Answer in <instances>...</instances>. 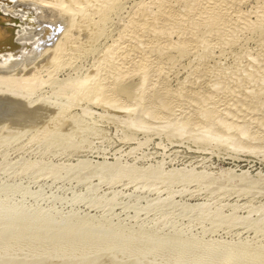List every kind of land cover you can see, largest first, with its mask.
Listing matches in <instances>:
<instances>
[{
    "label": "rangeland",
    "instance_id": "obj_1",
    "mask_svg": "<svg viewBox=\"0 0 264 264\" xmlns=\"http://www.w3.org/2000/svg\"><path fill=\"white\" fill-rule=\"evenodd\" d=\"M31 1H18L27 8L24 12L4 9L13 16L17 12L19 37L29 29L45 33L42 23H35L33 9L56 10L53 5ZM240 1L227 0L231 3L224 6L231 12L239 8L245 14V27L241 25V29L230 20L233 14L227 13V8L222 10L226 13L221 11L226 19H216L218 24L212 16H220V12L210 10V5L204 10L206 15L202 13L204 18L196 17L201 9L195 0H168L173 9L167 0H116L112 10L110 6L100 9L98 17L97 9H90L89 4L81 8L87 10L86 15L83 10L74 12L73 29L61 43L67 44L66 50L58 62L54 61L56 65L46 58L45 67L36 70L39 83L30 97V107L47 105V117L42 112L40 119L22 122L25 124L20 127L13 122L4 121L5 126L0 123V229H8L0 235V250L4 252L0 251V257L11 253L10 258L4 256L15 263L28 255L27 250L23 255L14 252V246L20 248L24 243L10 245V253L2 248L8 231L22 218L12 216L27 215L30 220L35 218L27 221L30 226H25L26 236L34 233V227H29L48 224L39 230L37 243L29 249L35 256L36 250L40 253L58 240L66 226L81 225L83 232L67 237L70 243L66 241L59 252L65 255L78 242L87 244H82L85 247L79 248L77 258L69 264H264V0ZM64 3L68 6L70 1ZM157 8L165 13L159 15ZM88 13L95 18L90 20ZM172 13H179L184 22L167 20V24L164 14ZM150 16L156 19V27ZM223 21L233 25L226 27ZM136 23L139 28L147 27L139 30L145 34L138 33ZM130 25L136 30L133 33L142 37L137 40L138 49L136 44L132 48L139 51L137 55L133 50L132 55L120 52L117 47L133 30ZM152 26L153 32L157 30L153 35L148 32ZM224 27H233V33ZM112 51L115 53L110 56ZM119 56L123 62L115 60ZM155 66L165 68V72L159 74ZM118 67L126 71L120 81L114 78L121 70ZM112 68H118L117 72ZM91 77L96 83L91 84ZM81 79L90 82L89 89L86 86L83 93L72 91L69 84ZM88 226L99 232L91 233L96 237H86ZM117 231L125 234L124 240L113 245L109 240L107 248L103 232ZM178 248L183 251L179 262L173 258ZM92 250L97 253L89 254Z\"/></svg>",
    "mask_w": 264,
    "mask_h": 264
},
{
    "label": "bare ground",
    "instance_id": "obj_2",
    "mask_svg": "<svg viewBox=\"0 0 264 264\" xmlns=\"http://www.w3.org/2000/svg\"><path fill=\"white\" fill-rule=\"evenodd\" d=\"M21 1V0H0V33H2V32H4V33H2V35H1V38H0V41H2L1 43H4L3 44V46H1L0 47V123H2V122H4V121H8V123L9 122H13V123H16V125L17 126H19V124H21L22 122H27V121H29V120H31L32 121V119L34 120V119H36V118H38L39 117V119L41 118L40 116L42 115V112H43V114H44V116L45 117H47L46 115H45V113H47V111H45L47 108H49V107H46V106H44V105H39V103H38V105L39 106H37V107H35V106H33V107H30V97H31V95L33 94V92L35 91V88H36V85L39 83V80L36 78V70L38 71H40V69H42V68H44L45 67V63H46V58H47V60L50 62V61H53V63H54V61L55 62H58V61H56L57 59H58V57H60V55L63 53V51H65L66 49L64 48L66 45H65V43H64V45H61V43L64 41H66L67 40V38H68V34H69V29L72 27V29H73V25L72 26H70L71 25V22H72V19H73V15L75 16V14H74V12L75 13H81V12H78V11H80L81 10V8H83V9H85L84 7H83V4L84 5H87V4H89V8L91 9V7H95L97 10H95V12L97 13L96 15V17H98L99 15H100V9L101 10H106V8H108L109 6H110V10H112L111 9V6H113V4H114V2L116 1V0H68V1H70V6L68 7L67 5H65V3H64V0H37L38 2L40 1V2H42V3H44L43 5H45V4H47V5H53V7H55V9L57 10V11H59V12H56V10H49V9H47V8H37V11H35L32 7H30V8H32L33 9V11L36 13V18H35V23L38 25V23H37V21L38 22H40V23H42L41 24V26L40 27H43V30L45 29V33H42V35H43V40H39V37L40 36H42L40 33L41 32H36V30H32V29H29L27 32H25V33H23V34H20V37H19V35H18V32L19 31H21L20 30V28L18 27V25H19V21L15 18L16 16H17V12L14 14L15 16H13V15H10V14H8L7 12H6V10H4L6 7H12L14 10H16V11H27V8L25 7V6H23V5H21L20 3H22V2H19ZM163 1V0H162ZM166 1V0H165ZM172 1V0H171ZM196 2H195V4H197V6H198V9H199V7H200V9H201V12H200V10L198 11V15H197V12H196V17H198V18H201L200 16H202V13H203V11L205 10V11H207L208 9H209V5H210V10H214V12L216 13V14H219V12H220V16L219 15H213L212 16V20H218L219 18L220 19H223V20H225L226 19V17H224V15L223 14H225L226 12L227 13H229V12H231V11H229V9H228V7H229V5H226L227 3H231V2H227L226 3V1L227 0H216V2H214L215 0H213V2L212 1H210V0H195ZM229 1V0H228ZM234 2L233 3H242V1H240V0H233ZM240 1V2H239ZM25 2V1H24ZM28 2V1H27ZM30 2V1H29ZM34 2V0L33 1H31V3H33ZM170 2V1H169ZM180 2V1H179ZM209 2H211V4L209 3ZM223 2H225V3H223ZM259 2V1H258ZM35 3H37L36 1H35ZM34 3V4H35ZM118 3V2H117ZM163 3V2H162ZM166 3V2H165ZM240 3V4H241ZM38 4V3H37ZM36 4V5H37ZM68 4V3H67ZM147 4V3H146ZM167 4H168V0H167ZM172 4V2L170 3V5ZM224 4H225V6H228V7H226L227 8V10H226V12L225 11H222V10H224V9H226L225 8V6H224ZM239 4V5H240ZM39 5V4H38ZM43 5H41V6H43ZM164 5V4H163ZM163 5H161V7L163 6ZM169 4H168V7L170 6ZM200 5V6H199ZM235 5L236 4H231V7H235ZM238 4L236 5V6H239ZM154 6V5H153ZM165 6V5H164ZM223 6H224V8H223ZM53 7H50V9L52 8L53 9ZM160 7V6H159ZM166 7V6H165ZM171 7V6H170ZM174 7V6H173ZM211 7H213V8H211ZM36 8V7H35ZM94 8V9H95ZM113 8V7H112ZM163 8V7H162ZM161 8V9H162ZM167 8V7H166ZM172 8V7H171ZM175 8V7H174ZM223 8V9H222ZM82 9V10H83ZM86 9H88V8H86ZM90 9H89V11H90ZM93 9V8H92ZM157 9H159V11H160V8H157ZM164 9V8H163ZM173 9V8H172ZM171 9V10H172ZM176 9V8H175ZM174 9V10H175ZM197 9V8H196ZM237 9V8H236ZM81 10V11H82ZM108 10V9H107ZM110 10H108V11H110ZM140 10V9H139ZM167 10V9H166ZM165 10V11H166ZM174 10H173V12H174ZM209 10V11H210ZM231 10V9H230ZM238 10H239V8H238ZM238 10H236V11H234L233 12V10H232V12H231V14H233V15H231L232 17H231V19L230 20H233L234 22H236L235 24H237V25H239L240 26V29H241V25L243 26L244 24H245V20H246V17H245V14H243V13H240ZM31 11V10H30ZM84 11V10H83ZM168 11V10H167ZM167 11H166V14H167ZM205 11H204V15H206L205 14ZM208 11V12H209ZM221 11L222 12H225V13H223L222 15H221ZM86 12H87V10H86ZM86 12L84 11V15H86ZM105 12H107V11H105ZM105 12H104V14H105ZM170 12V11H169ZM210 12H212V11H210ZM22 13V12H21ZM30 13V12H29ZM59 13H61V14H59ZM98 13H99V15H98ZM108 13V12H107ZM158 13V12H157ZM160 13L162 14V13H165L164 11L163 12H159L158 14L160 15ZM177 13V12H176ZM176 13H172V14H168V15H165L164 14V17L166 16V18H164V20H165V22L168 20V21H171V22H177V21H179L178 23H181L180 22V20H182L183 21V19L181 18V15H178V14H176ZM184 13H185V11H184ZM189 13H191V12H189ZM213 13V12H212ZM214 13V14H215ZM28 14V13H27ZM89 14V16H90V20L93 18L92 16H94V15H92V14H90V13H88ZM103 14V13H102ZM181 14H182V12H181ZM188 14V13H187ZM208 14V13H207ZM209 14H211V13H209ZM77 15V14H76ZM80 15V14H79ZM82 15V14H81ZM182 15H184V14H182ZM186 15V14H185ZM185 15L184 16H182V17H184V20L186 19L185 18ZM227 15V14H226ZM30 16V15H29ZM142 16V15H141ZM140 16V17H141ZM208 16H210V15H208ZM229 16V15H228ZM33 17V16H32ZM80 17V16H79ZM83 17H85V16H83ZM92 17V18H91ZM133 17V16H132ZM156 17V16H155ZM188 17V16H187ZM203 17V16H202ZM34 18V17H33ZM82 18V16L80 17V19ZM87 18V20H88V18L89 17H86ZM85 18V19H86ZM95 18V17H94ZM93 18V19H94ZM153 18V17H152ZM152 18H151V16H150V19H149V17H148V19L150 20V21H152L151 22V24L152 25H154L155 27L157 26V24L155 25V21H156V19L153 21L152 20ZM192 18H193V15H192ZM204 18V17H203ZM211 18V17H210ZM225 18V19H224ZM228 19L227 20H229V18L230 17H227ZM24 19V18H23ZM75 19V18H74ZM74 19H73V21H74ZM92 19V20H93ZM98 19H100V18H98ZM103 20H104V17L102 18ZM148 19H146V20H148ZM188 19V18H187ZM186 19V20H187ZM197 19V18H196ZM195 19V20H196ZM202 19V18H201ZM257 19V18H256ZM102 20V21H103ZM148 20V21H149ZM159 20V19H158ZM163 20V21H164ZM194 20V21H195ZM200 20V19H199ZM216 20V22H217V24H218V21ZM226 20V21H227ZM75 21H77V20H75ZM80 21V20H79ZM84 20H83V18H82V22H83ZM96 21V20H95ZM100 21H101V19H100ZM101 21V22H102ZM130 21V20H129ZM168 21L166 22L167 24H168ZM196 21H198V20H196ZM220 21V20H219ZM233 21H231V22H233ZM257 21V20H256ZM81 22V23H82ZM87 22H89V21H87ZM94 22V21H93ZM146 22V21H145ZM171 22H169V24L171 23ZM184 22V21H183ZM215 22V23H216ZM224 23H225V21H223ZM227 22H230V21H227ZM261 22V21H260ZM23 23H24V21H23ZM79 23V22H78ZM148 23V22H147ZM158 23V22H157ZM161 23V22H160ZM178 23H176V24H178ZM209 23V22H208ZM215 23H213V24H215ZM244 23V24H243ZM248 23V22H247ZM74 24H75V22H74ZM80 24V23H79ZM85 24V23H84ZM96 24H99V21L96 23ZM96 24H95V26H96ZM138 23H136V25H137ZM144 24V23H143ZM149 24V23H148ZM147 24V25H148ZM185 24V23H184ZM228 24L229 23H225L224 24V26H228ZM231 24V23H230ZM229 24V25H230ZM36 25V26H37ZM89 25H91V24H89ZM135 25V24H134ZM134 25H132V26H134ZM135 25V26H136ZM146 25V24H145ZM173 25V24H172ZM195 25V24H194ZM216 25V24H215ZM215 25H213V26H215ZM221 25V24H220ZM231 25H233V24H231ZM231 25L230 26H228V27H231ZM237 25H234V30H235V26H237ZM257 25V24H256ZM76 26V25H75ZM85 26V25H84ZM84 26L82 25V27L84 28ZM92 26H93V24H92ZM131 26V25H130ZM131 26V27H132ZM138 26H140V24L139 25H137V27ZM143 26V25H142ZM150 26V25H149ZM148 26V27H149ZM159 26V25H158ZM162 26V25H161ZM166 25H164L163 26V28L165 27ZM169 26H171V24L169 25ZM191 26V25H190ZM217 26V25H216ZM239 26H238V29H239ZM247 26V25H246ZM39 27V28H40ZM77 27V26H76ZM86 27H88V26H86ZM98 27V26H97ZM96 27V28H97ZM136 27V29L138 30V33H139V30H140V28L138 27L137 28ZM193 27V26H192ZM243 27H245V26H243ZM257 27V26H256ZM23 28V27H22ZM25 28H27V26L25 27ZM34 28V27H33ZM89 28L91 29V27L89 26ZM145 28V27H144ZM144 28H141V29H144ZM154 27L152 26V28H150V29H152V30H150V29H148V32H150V31H152L153 32V29ZM158 28V27H157ZM162 28V27H161ZM171 28V27H170ZM195 28V27H194ZM221 28H222V25H221ZM225 28V27H224ZM76 29V28H75ZM82 29V28H81ZM86 29V28H85ZM132 29H133V27H132ZM145 29H147V27L145 28ZM206 29V28H205ZM217 29V28H216ZM223 29V28H222ZM225 29H228V32H229V29L230 28H225ZM252 29V28H251ZM158 30H159V28H158ZM162 30V29H161ZM191 30V29H190ZM232 30H233V27H232ZM232 30L230 29V31L232 32ZM255 30H256V28H255ZM75 31V30H74ZM77 31V30H76ZM129 31V30H128ZM132 31V32H131ZM136 31V30H135ZM134 31V29L133 30H131L130 29V31L126 34V35H124V41H123V43L121 42V44H119L117 47H119L118 48V50L119 49H121V50H119L120 52L122 51V50H124L125 52H129L130 53V51H132L133 49V47H134V45L136 44H138V43H140V39L142 38V37H139V36H137L135 33H133V32H135ZM157 30L155 29V31L154 32H156ZM160 31V30H159ZM226 31V30H225ZM44 32V31H43ZM81 32H83V31H81ZM123 32V31H122ZM142 32V30L140 31V33ZM154 32L152 33V35L154 34ZM164 32V31H163ZM180 32V31H179ZM231 32H230V34H231ZM235 32H237V31H235ZM240 32V31H239ZM252 32V31H251ZM6 33H8V34H6ZM22 33V32H21ZM71 33V32H70ZM78 33V32H77ZM125 33V32H124ZM137 33V32H136ZM139 33V34H140ZM143 33L145 34V32L143 31ZM143 33H141V34H143ZM214 33V32H213ZM233 33V32H232ZM261 33V32H260ZM122 34V33H121ZM140 34V35H141ZM158 34V33H157ZM184 34V33H183ZM209 34V33H208ZM212 34V33H211ZM222 34V33H221ZM70 35V34H69ZM81 35V34H80ZM149 35H150V33H149ZM224 35H225V33H224ZM148 36V35H147ZM188 36V35H187ZM221 36V35H220ZM118 37V36H117ZM122 37H123V35H122ZM179 37V36H178ZM88 38V37H87ZM86 38V39H87ZM187 38V37H186ZM194 38V37H193ZM222 38V37H221ZM21 39H22V41L23 42H21ZM45 39V40H44ZM143 39H144V37H143ZM147 39V38H146ZM137 40H140L139 42L137 41ZM32 41V42H31ZM43 41V42H42ZM121 41V40H120ZM147 41V40H146ZM220 41H222V40H220ZM70 42H71V39H70ZM185 42L187 43V41H184L182 44H183V47L186 49V47H188V46H186V44H185ZM63 44V43H62ZM81 44V43H80ZM145 44H147V43H145ZM157 44H158V42H157ZM181 44V45H182ZM135 45V46H136ZM139 45V44H138ZM137 45V48L136 49H138V47L140 46H138ZM148 45H149V43H148ZM178 45V44H177ZM176 45V46H177ZM188 45V44H187ZM190 45V44H189ZM194 45H195V43H194ZM198 45V44H197ZM196 45V46H197ZM225 45V44H224ZM71 46V45H70ZM73 46V45H72ZM76 46V45H75ZM128 46H129V49H128ZM147 46V45H146ZM162 46V45H161ZM165 46V45H164ZM166 46H168V45H166ZM165 46V47H166ZM180 46V45H179ZM195 46V47H196ZM46 47H48V49H46ZM121 47V48H120ZM126 47H127V49H126ZM164 47V48H165ZM169 47V46H168ZM182 47V48H183ZM198 47V46H197ZM204 47V46H203ZM73 48V47H72ZM135 48H134V50H135ZM152 48V47H151ZM167 48V47H166ZM165 48V49H166ZM170 48V47H169ZM176 48H178V47H176ZM189 48H191V47H189ZM209 48V47H208ZM116 49V48H115ZM108 50V49H107ZM113 50V49H112ZM117 50V51H118ZM133 50V51H134ZM156 50V49H155ZM178 50V49H177ZM68 51V50H67ZM132 51V52H133ZM145 51V50H144ZM207 51V50H206ZM72 52V51H71ZM108 52V51H107ZM113 52V51H112ZM110 53V56L112 55V54H114L115 52H113V53ZM131 52V53H132ZM135 52V51H134ZM136 52H137V50H136ZM135 52V54L137 55V53L139 52H137L136 53ZM116 53H118V52H116ZM124 53V52H123ZM130 53V54H131ZM153 53V52H152ZM264 53V52H263ZM67 54V53H66ZM119 54V53H118ZM125 54V53H124ZM129 54V55H130ZM160 54V53H159ZM117 55V54H116ZM116 55H113V57L114 56H116ZM125 55H127V53L125 54ZM129 55H127L128 57H130ZM133 55H134V53H133ZM135 55V56H136ZM139 55V54H138ZM153 55V54H152ZM134 56V57H135ZM233 56V55H232ZM120 57V56H119ZM116 57L115 58V60H117V58L119 59V60H122V62H123V55H122V57ZM138 56H136V58H134V59H137L138 60V58H137ZM139 57H141V56H139ZM264 56H262V58H263ZM110 58V57H109ZM124 60H126V56H124ZM133 58V57H132ZM132 58H129V59H131V61L133 62V60H132ZM204 58V57H203ZM101 60V59H100ZM99 60V61H100ZM114 60V59H113ZM137 60H134V61H137ZM141 60V59H140ZM47 61V62H48ZM144 61V60H143ZM143 61H141V62H143ZM206 61V60H205ZM45 62V63H44ZM74 62V61H73ZM102 62V61H101ZM116 62V61H115ZM115 62H113V63H115ZM121 62V61H120ZM127 62V63H126ZM126 62H124V63H126V64H128V62H130L129 60H127ZM175 62V61H174ZM42 63V64H41ZM98 63V62H97ZM112 63V62H111ZM133 63H135V62H133ZM133 63H131L132 65H135V64H133ZM146 63V62H145ZM239 63V62H238ZM104 64V63H103ZM117 64H118V61H117ZM117 64H116V66H117ZM119 64H121V63H119ZM137 64V63H136ZM54 65H56V63H54ZM131 65V66H132ZM140 65V64H139ZM145 65H147V64H145ZM144 65V66H145ZM150 65V64H149ZM176 65V64H175ZM104 66V65H103ZM116 66H114V68H116ZM148 66V65H147ZM152 66V65H151ZM154 66V65H153ZM163 66V65H162ZM99 67V66H98ZM122 67V66H121ZM125 67V66H124ZM132 67H134V66H132ZM132 67H131V69H132ZM137 67V66H136ZM54 68V67H53ZM114 68H112L113 70H114ZM119 68V67H118ZM118 68H117V70H118ZM123 68V67H122ZM145 68H146V66H145ZM152 68V67H151ZM155 69H156V71L157 72H159V74L161 73L162 74V72L164 71V69L165 68H162V67H158V66H155L154 67ZM168 68V67H167ZM62 69V68H61ZM98 69H101V68H98ZM119 69H121V68H119ZM137 69V68H136ZM142 69V68H141ZM153 69V68H152ZM170 69H172V68H170ZM208 69V68H207ZM96 70V69H95ZM117 70L115 71V72H117ZM146 70V69H145ZM149 70V69H148ZM249 70V69H248ZM106 71V70H105ZM110 71H112L111 69H110ZM132 71V70H131ZM141 71V70H140ZM140 71H138V72H140ZM171 71V70H170ZM238 71V70H237ZM126 71H124V69H123V71H122V69L121 70H118V73L116 74V77H114V78H116L118 81H120V76L122 77V78H125V77H123V76H125L126 75V73H125ZM129 71H127V73H128ZM154 72H155V70H154ZM165 72V71H164ZM52 73V72H51ZM56 73V72H55ZM111 73V72H110ZM167 73H168V70H167ZM146 74V73H145ZM158 74V75H159ZM164 74V73H163ZM101 75V74H100ZM110 75V74H109ZM113 75H114V73H113ZM167 75V74H166ZM207 75V74H206ZM215 75V74H214ZM232 75H233V73H232ZM244 75V74H243ZM257 75V74H256ZM102 76V75H101ZM100 76V77H101ZM112 76V75H111ZM55 77V76H54ZM93 77H95V76H93ZM143 77V76H142ZM205 77V76H204ZM235 77V76H234ZM238 77V76H237ZM109 79L110 78H112V77H108ZM106 79V81L108 80L109 81V79ZM113 78V81L115 80V81H117L116 79H114ZM122 78H121V80H122ZM189 78V77H188ZM261 78V77H260ZM91 79H92V77H91ZM226 79V78H225ZM92 80H94V81H91L90 80V82H91V84L93 83V82H95L96 83V79H92ZM101 80V79H100ZM105 80V79H104ZM224 80V79H223ZM111 81H112V79H111ZM148 81V80H147ZM90 82L88 81H86V80H75L74 82H72L71 84H69V85H71V87H70V89L72 88V89H74L75 91H79V92H84L85 90V88H87L86 86H88L87 84L89 83L90 84ZM110 82V81H109ZM101 83V82H100ZM165 83V82H164ZM196 83V82H195ZM209 83H211V82H209ZM41 84V83H40ZM45 84V83H44ZM43 84V86H45ZM94 84V83H93ZM103 84H105V83H103ZM99 85V84H98ZM240 85V84H239ZM41 86V85H40ZM90 86V85H89ZM89 86H88V89H89ZM95 86H96V84H95ZM155 86V85H154ZM192 86V85H191ZM201 86V85H200ZM58 87V86H57ZM94 86H92V88H93ZM190 87V86H189ZM195 87V86H194ZM208 87V86H207ZM40 88V87H39ZM114 88V87H113ZM162 88V87H161ZM63 89H65V88H63ZM62 88L60 89V90H63ZM71 89V90H72ZM87 89V90H88ZM142 89V88H141ZM84 90V91H83ZM97 90H99V89H96V91H95V94H97V96L99 95V93H98V91ZM108 90V89H107ZM65 91H66V89H65ZM73 91V90H72ZM89 91V90H88ZM87 91V92H88ZM91 91V90H90ZM102 91V90H101ZM144 91V90H143ZM232 91V90H231ZM78 92V93H79ZM87 92L85 93V94H87ZM97 92V93H96ZM142 92V91H141ZM208 92V91H207ZM238 92V91H237ZM236 92V93H237ZM69 93H72V92H69ZM76 94H77V92H75ZM91 93H92V91H91ZM90 93V94H91ZM168 93V92H167ZM81 94V93H80ZM85 94H84V96H85ZM109 94V93H108ZM215 94V93H214ZM223 94V93H222ZM59 95V94H58ZM70 95V94H69ZM75 95V94H74ZM82 95V94H81ZM89 95V94H88ZM92 95V94H91ZM101 95H102V93H101ZM104 95V94H103ZM114 96H115V94H113ZM153 95V94H152ZM224 95V94H223ZM60 96V95H59ZM72 96V95H71ZM96 96V97H97ZM100 96V95H99ZM98 96V97H99ZM177 96V95H176ZM62 97V96H61ZM60 97V98H61ZM76 97V96H75ZM78 97V96H77ZM81 97V96H80ZM79 97V98H80ZM94 97V96H93ZM97 97V98H98ZM112 97V96H111ZM157 97V96H156ZM175 97V96H174ZM173 97V98H174ZM230 97V96H229ZM233 97V96H232ZM241 97V96H240ZM85 98V97H84ZM97 98H95V100H97ZM108 98V97H107ZM116 98V97H115ZM166 98V97H165ZM187 98V97H186ZM197 98V97H196ZM199 98V97H198ZM113 99V98H112ZM170 99V98H169ZM175 99V98H174ZM181 99V98H180ZM32 100V99H31ZM71 100V99H70ZM115 100V99H114ZM164 100V99H163ZM167 100V99H166ZM192 100V99H191ZM98 101V100H97ZM101 101H102V99H101ZM45 102V101H44ZM114 102V101H113ZM162 102V101H161ZM186 102V101H185ZM203 102V101H202ZM40 103H42V102H40ZM66 103V102H65ZM119 103V102H118ZM165 103H166V101H165ZM212 103V102H211ZM213 103H215V102H213ZM234 102H232V104H233ZM32 104H33V102H32ZM44 104V103H43ZM46 104V103H45ZM69 104V103H68ZM77 104V103H76ZM202 104V103H201ZM200 104V105H201ZM226 104V103H225ZM231 104V103H230ZM118 105V104H117ZM162 105V104H161ZM49 106V105H48ZM110 106V105H109ZM108 106V107H109ZM211 106V105H210ZM231 106V105H230ZM65 107V106H64ZM67 107V106H66ZM71 107V106H70ZM106 107V106H105ZM161 107V106H160ZM183 107V106H182ZM185 107V106H184ZM203 107H205V106H203ZM221 107H222V105H221ZM237 107V106H236ZM241 107V106H240ZM246 107H248V106H246ZM61 108V107H60ZM164 108V107H163ZM176 108V107H175ZM180 108V107H179ZM227 108H228V106H227ZM233 108V107H232ZM238 108V107H237ZM51 109V108H50ZM212 109V108H211ZM245 109V108H244ZM53 110V109H52ZM63 110V109H62ZM182 110V109H181ZM185 110V109H184ZM231 110V109H230ZM233 110V109H232ZM235 110V109H234ZM233 110V111H234ZM237 110V109H236ZM239 110V109H238ZM242 110V109H241ZM223 111V110H222ZM225 111V110H224ZM45 112V113H44ZM178 112V111H177ZM231 112V111H230ZM237 112H241V111H237ZM173 113V112H172ZM179 113V112H178ZM222 113V112H221ZM229 113V112H228ZM51 114V113H50ZM208 114H210V113H208ZM235 114V113H234ZM238 114V113H237ZM245 114V113H244ZM250 114H251V112H250ZM193 115V114H192ZM241 116V115H240ZM240 118V117H239ZM238 118V119H239ZM242 118V117H241ZM241 118H240V120H241ZM236 119V118H235ZM264 120V119H263ZM226 121V120H225ZM34 123V122H33ZM5 124V122L3 123V126H5L4 125ZM23 124H25V123H22L21 125H23ZM1 125V124H0ZM10 125V124H9ZM13 125V124H12ZM180 125V124H179ZM217 125V124H216ZM238 125V124H237ZM2 126V125H1ZM36 126V125H35ZM223 126V123L221 124V127ZM14 127V126H13ZM20 127V126H19ZM15 128V127H14ZM16 128H18V127H16ZM3 129V128H2ZM39 129V128H38ZM178 129V128H177ZM189 129V128H188ZM262 129H264V128H262ZM17 130H19V129H17ZM190 130V129H189ZM222 130V129H221ZM11 131H12V129H11ZM15 131V130H14ZM19 132V131H18ZM6 214H12L11 212H7ZM15 216L18 218V217H22V218H18V219H20V222H18V223H16V224H14L13 225V229L12 230H10V231H8V234H9V236H8V238L7 239H5V243H3L4 245H2V248H3V250H4V248H5V253H10L9 251L10 250H12L10 247V245H14V244H16V245H18V243H20V244H22L23 245V243H24V246H25V244H26V242H28V244H26V247L27 248H23L24 246H21V245H19V246H21L20 248L18 247L17 248V246H14V252H18V251H21V254L20 255H23L22 254V251H25L26 252V250H27V253H28V255L29 254H31L32 256H30V258L29 259H31V260H33V262L30 260L29 262H28V264H30L31 262H32V264H36V263H34V262H37L38 264H69V262H71V263H73L74 261H75V258H77L76 257V255H77V253L79 254V252H78V250H79V248L80 247H82L85 243L84 242H78L77 244H76V246H73L72 248H71V250H69V252H68V249H67V253H65V255L63 254V252L62 253H59L60 251H63L64 249H62L63 247H65L66 245H67V242H68V238L69 237H72V236H76L77 234L76 233H79V231L80 230H82V232H83V229H82V227H81V225L79 224V225H77V224H75V225H68V226H66V228L61 232V233H59V235L61 236L60 238H59V236H57V239L58 240H56V241H53V243H50L51 245L49 246L48 244V246L49 247H47V249H41L42 251L39 253V251L38 250H36V252H38V255H36L35 256V254H34V251H30L29 249H33V247L32 246H34V244H36L37 243V240L36 239H38V237H39V230L41 229V228H44V227H47L48 226V224L46 223L45 225L43 224V225H41L40 226V224L39 225H33V226H31V227H29V229H31L32 227H34V233L31 235V236H29L28 235V233H27V235L28 236H26V234H25V232H24V230L26 229V227L25 226H30L29 225V223L27 222V221H31V220H34L33 218H35V217H33V218H31V220L30 219H28V217H30V216H17V215H13L12 217H14L15 218ZM5 217H7V216H5ZM8 218V217H7ZM26 220V221H25ZM25 224V225H24ZM97 224V223H96ZM107 224V223H106ZM108 225V224H107ZM10 226H12V225H10ZM9 226V227H10ZM83 226H84V224H83ZM99 226V225H98ZM101 226V225H100ZM106 226V225H105ZM85 227V226H84ZM103 227V226H102ZM101 227V228H102ZM93 227L92 226H88V228L86 229V230H84V233H86V237L88 238L90 235H91V233H95V234H97V233H99V232H94L95 230L94 229H92ZM99 228V227H98ZM95 229H96V227H95ZM100 229V228H99ZM110 229V228H109ZM7 230L8 229H6V228H4V229H0V235H2V236H4V233H6L7 232ZM103 230V229H102ZM113 230V229H112ZM103 231H105V230H103ZM111 231V230H110ZM44 232V231H43ZM102 232V231H101ZM50 233H52V232H50ZM76 235H75V234ZM106 233V234H105ZM103 232V234H102V236H104V238L106 237V242H104L103 244H105V246H106V244L108 245V242H111V241H113L114 243H111V245H113V244H116L118 241H121L123 238H124V236H125V234L122 232V231H117L116 233H110V234H107V232ZM72 234V235H71ZM74 234V235H73ZM49 235V234H48ZM54 235V234H53ZM69 235V236H68ZM71 235V236H70ZM94 235V234H93ZM93 235H91V236H93ZM106 235V236H105ZM112 235V236H111ZM127 235V234H126ZM240 235V234H239ZM2 236H0V237H2ZM79 236V235H78ZM95 237H96V235H94ZM97 236H99V234L97 235ZM68 237V238H67ZM77 237V236H76ZM76 237H73L74 239L76 238ZM100 237V236H99ZM72 238V239H73ZM127 238V237H126ZM25 239V240H24ZM27 239V240H26ZM55 239V238H54ZM85 239V238H84ZM151 239V238H150ZM155 239V238H154ZM53 240V239H52ZM94 240V239H93ZM104 240V241H105ZM109 240H111V241H109ZM124 240V239H123ZM135 240V239H134ZM143 240V239H142ZM67 241V242H66ZM70 241V240H69ZM82 241V240H81ZM97 241V240H96ZM165 241V240H164ZM72 242V241H71ZM92 242V241H91ZM101 242V241H100ZM133 243H134V241H132ZM149 242H151V241H149ZM160 241H158V243H159ZM162 242V241H161ZM68 243H70V242H68ZM87 243V242H86ZM133 243H131L132 244V246H133ZM138 243V242H137ZM146 243H147V241H146ZM66 244V245H65ZM83 244V245H82ZM89 244V243H88ZM95 244V243H94ZM142 244V243H141ZM162 244V243H161ZM46 245V246H47ZM65 245V246H64ZM69 245V244H68ZM98 245H99V243H98ZM136 245V244H135ZM134 245V246H135ZM149 245V244H148ZM153 245V244H152ZM45 246V247H46ZM85 246H87V244H85ZM85 246H83V247H85ZM94 246V245H93ZM115 246V245H114ZM113 246V247H114ZM131 246V245H130ZM131 246V247H132ZM163 247H164V245H162ZM6 247H7V249H6ZM13 247V246H12ZM15 247H16V249H15ZM71 247V246H70ZM95 247V246H94ZM100 247H103L102 245L100 246ZM107 248H108V246H106ZM174 247H176V246H174ZM179 247V246H178ZM1 248V249H2ZM111 248H112V246H111ZM121 248V247H120ZM129 248V247H128ZM139 248V247H138ZM170 248V247H169ZM182 248V247H181ZM81 249V248H80ZM97 249V248H96ZM95 249V250H96ZM110 249V248H109ZM113 249V248H112ZM117 249V248H116ZM125 249V248H124ZM130 249V248H129ZM133 249V248H132ZM165 249H166V247H165ZM179 249V248H178ZM176 250V249H174V250H176V253H177V255L176 254H173L174 255V259H175V261H178V260H180V258H182V253H183V251H181L180 249L179 250ZM184 249V248H183ZM89 250V249H88ZM91 250V249H90ZM94 250V249H93ZM91 251V252H89V254L90 253H92L93 255L95 254V253H97L96 251ZM99 250H100V248H99ZM104 250V249H103ZM102 250V251H103ZM105 250H106V248H105ZM111 250V249H110ZM127 251H128V249H126ZM173 250V249H172ZM173 250V251H174ZM1 252H2V250H0ZM84 251V250H83ZM101 251V252H102ZM127 251H125V252H127ZM163 251V250H162ZM172 251V252H173ZM0 252V253H1ZM12 252V251H11ZM66 252V251H65ZM166 252V251H165ZM168 252V251H167ZM2 253H4V252H2ZM19 253V252H18ZM18 253H17V255H15L16 257H19V255H18ZM119 253V252H118ZM122 253V252H121ZM129 253H130V251H129ZM164 253V252H163ZM173 253H175V252H173ZM26 254V253H25ZM67 254V255H66ZM87 254H88V252H87ZM106 254V253H105ZM186 253H184V255H185ZM191 254V253H190ZM2 256V259H0L1 261H0V264H10V262H12L11 260L8 262V259H6L5 258V256H7V255H3V254H1ZM12 255H14V254H12ZM28 255L27 256H25L27 259H28ZM81 255V254H80ZM98 255V254H97ZM123 255V254H122ZM166 255V254H165ZM188 255H189V253H188ZM192 255V254H191ZM9 256V255H8ZM8 256H7V258H8ZM10 256H11V253H10ZM10 256H9V258H10ZM14 256V257H15ZM131 256V255H130ZM135 256V255H134ZM137 256V255H136ZM181 256V257H180ZM0 257V258H1ZM13 257V258H14ZM32 257V258H31ZM114 257V256H113ZM190 257V256H189ZM188 257V258H189ZM24 258V257H23ZM21 259V260H18V262L16 261L15 263H14V261L12 262L13 264H24V263H26L27 261L25 260L26 258H24V259ZM34 258V259H33ZM36 258V259H35ZM79 258V257H78ZM147 258V257H146ZM171 258V257H170ZM173 258H171L172 260L171 261H173ZM17 259V258H16ZM15 259V260H16ZM48 259V260H47ZM105 259V258H104ZM107 259V258H106ZM113 259V258H112ZM132 259V258H131ZM135 259V258H134ZM192 259V258H191ZM24 260H25V262H24ZM161 260V259H160ZM185 260V259H184ZM19 261H21V262H19ZM96 261V260H95ZM135 261V260H134ZM170 261V260H169ZM192 261V260H191ZM81 262V261H80ZM97 262V261H96ZM179 262V261H178ZM130 263V262H129ZM172 263H174V262H172ZM74 264H76V263H74ZM149 264V263H148ZM180 264V263H179ZM186 264V263H185ZM192 264V263H191Z\"/></svg>",
    "mask_w": 264,
    "mask_h": 264
},
{
    "label": "water",
    "instance_id": "obj_3",
    "mask_svg": "<svg viewBox=\"0 0 264 264\" xmlns=\"http://www.w3.org/2000/svg\"><path fill=\"white\" fill-rule=\"evenodd\" d=\"M2 33H4V32H2ZM2 33H0V38H1ZM6 34H8V33H6ZM1 42L2 41H0V47L3 46V44H4V43H1Z\"/></svg>",
    "mask_w": 264,
    "mask_h": 264
}]
</instances>
